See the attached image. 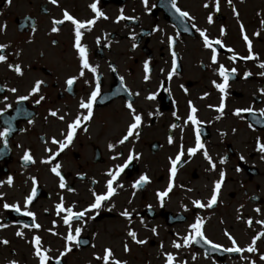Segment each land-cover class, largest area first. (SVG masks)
<instances>
[{
    "label": "flooded vegetation",
    "instance_id": "flooded-vegetation-1",
    "mask_svg": "<svg viewBox=\"0 0 264 264\" xmlns=\"http://www.w3.org/2000/svg\"><path fill=\"white\" fill-rule=\"evenodd\" d=\"M92 3H97L108 18L97 19ZM177 6L192 19L180 17L171 0H148L147 7L143 0H57L55 5L51 0H11V4L0 0V45H7L0 52L7 56V62L0 63V132L11 129L7 145L0 137V225H5L0 227V241L9 242L0 243V264H39L31 243L35 236L41 238L42 250H49V264H55L56 259H61V264H101L95 257L103 256L106 248L112 250V259L122 264H167V254L176 257L174 264H264L260 259L264 237L257 241L254 253L224 251L232 247L225 233L246 249L264 231V224L257 223L264 221V153L257 150L258 139L264 141V116L259 115L264 109V68L259 67L264 64V0H232L231 5L220 0L219 12L214 10V0H177ZM65 10L81 22L96 19L90 30L82 29L81 41L96 73L84 70L85 75L79 77L81 62L71 22L65 21L57 26L58 32H52V22L63 19ZM121 14L130 19L119 20ZM209 15L213 17L211 24ZM193 24L225 45H214L217 64L211 62V50L204 47ZM222 29L226 35L221 34ZM244 34L252 41L256 59H241L249 56ZM170 38H175L174 46ZM173 51L177 69L168 79ZM234 54L236 59L232 60ZM145 63L150 69L147 73ZM221 64L237 69L229 80L223 114L216 111L223 94L213 83L222 82ZM9 65L21 67L23 76ZM246 73L251 75L245 79ZM97 75L101 91L93 118L82 121L83 127L60 156L51 164L43 163L58 150L53 138L64 140L68 125L86 114L79 104L94 90ZM73 77L78 79L68 88L66 82ZM37 81H44L38 95L45 99L40 104L35 102L37 96L30 95ZM13 88L17 91L12 92ZM150 95L156 98L147 99ZM21 96L30 98L19 101ZM129 102L142 116L140 135L134 134L121 145L119 141L132 122ZM192 107L197 109L201 143L216 163L215 170L203 156V149L195 156L188 154L196 146L197 126L188 120ZM250 107L255 115L234 114ZM52 111L58 115L51 116ZM109 145H114V150ZM181 148L184 156L173 178L171 160ZM26 153L35 163L24 161ZM129 155L138 159L114 183L116 194L103 202L99 215L93 211L81 221L73 219V234L75 228L82 229L80 242H73L72 252L61 258L69 227L63 219L66 213L57 215L56 206L62 202L74 212L88 208L94 194L106 193L107 173L123 165ZM224 158L226 162L221 164ZM57 163L65 178L63 189L59 177L50 170ZM221 172L226 178L217 204L195 207L193 201L206 203L211 198ZM145 174L150 183L134 188ZM170 185L172 191L161 202L157 194ZM33 187L36 197L29 205L26 200ZM5 203L19 205L21 211L5 209ZM125 210L132 215L130 221L121 215ZM27 211L34 213V218L24 215ZM197 219L203 221L207 240L221 245L220 249L213 250L203 240L196 243L195 238L190 246L173 247L192 232L191 225ZM34 224L41 227L36 229ZM129 231L147 243L136 244ZM17 232H23V237ZM125 244L130 251H125Z\"/></svg>",
    "mask_w": 264,
    "mask_h": 264
},
{
    "label": "snow or ice",
    "instance_id": "snow-or-ice-1",
    "mask_svg": "<svg viewBox=\"0 0 264 264\" xmlns=\"http://www.w3.org/2000/svg\"><path fill=\"white\" fill-rule=\"evenodd\" d=\"M227 2L229 5L232 4V0H227ZM8 3L11 4V0H8ZM51 3L55 5V4H57V0H51ZM143 3L145 5V7L148 6V0H143ZM171 7L179 14L180 17L188 18L189 20L192 19V17L190 16V14L187 11H182L177 6V0H171ZM204 7L208 8L209 4H205ZM90 8L95 13V16L97 19L100 17H103L104 19L108 18L107 16L104 15V13L102 11L99 10L97 3H92L90 5ZM214 10H215V12L220 11V0H214ZM233 11L235 12L236 16L238 17L239 13L236 12V10L234 8H233ZM125 19H130V18L125 17L123 14H121V16L119 17V20H125ZM207 19H208V23H210V24L213 23L212 15H209ZM119 20L117 22H119ZM65 21L71 22V24L74 25V48L77 51V53L79 55L80 62H81V71L79 73V77H83L85 75L84 70H89L92 73H96L97 68L92 67L89 63L88 49L81 42L82 41V35H83L82 29H89L90 30V26L94 25L96 23V19L88 20L86 22H81V21L77 20L76 18H74L71 14H69L67 10H65L63 12V19H57V20H54L52 22L53 23L52 32H54V33L58 32L59 28L57 26L64 24ZM4 27L6 28V26H4ZM192 27L196 28V25L193 24ZM155 30L159 31L158 28ZM196 31L203 38L202 42H203L204 47L211 50V62L213 64H217L218 63V60H217L218 53H217V48L214 47V45H219L221 48L225 47V45L223 44V42L220 39H215V40L210 39L209 36L207 35L206 31H202L199 28H196ZM241 31L244 32L243 24H241ZM221 34L226 35V31L224 29H222ZM256 35L259 36V32H257ZM132 39L135 40V36H133ZM243 39L247 43L249 56L248 57H242L241 59H256L257 57L252 54V41L249 39L247 34L243 35ZM170 43L174 46L176 43L175 38H170ZM6 47H7V45H0V52H3V50ZM134 47H135V45H134ZM228 51L234 53L233 49L229 48ZM172 56H173V66H172L171 73H170L168 79H171L172 76L176 74V69H177V63H176V59H175L176 58V52L175 51L172 52ZM231 59L232 60L236 59L235 54L231 57ZM5 62H7V56L0 54V63H5ZM9 67H11L17 74L23 76V71H22L21 67L13 66V65H9ZM259 67L264 68V64H260ZM144 70L146 73L150 71L148 63H145ZM236 72H237L236 68H232L231 70H229V69L225 68L224 65H222V64L219 65V76L222 77V82L216 83L214 81L213 83H214V86L219 90V92L223 94L222 101H221L219 107L216 109V111L219 112L220 114H223L225 111L224 99H226L227 94H228L227 90L229 87L230 77L233 74H235ZM250 75H251V73H246L245 79L248 78V76H250ZM262 75H264V73H262ZM76 79H78V77L69 78L67 80L66 83H67L68 88L72 87V85L76 82ZM121 79H123V78H121ZM148 79H149V76L146 75L145 80H148ZM95 80H96V82H95L94 90L90 93V96L88 97L87 100H81V102L79 104L80 109L85 110L86 114L79 115L71 124L68 125L69 131L65 134L64 140L58 141L55 138H53L52 143L58 145V150L56 152H54L48 160L43 161V163L51 164L52 161L56 159V157L60 156V154L72 144L77 130L83 127L82 121L87 122L93 118L94 104L96 103L97 98L100 96V91H101V89H100V78L98 75L96 76ZM43 83H44V81H37L35 83L34 87L32 88L31 93H30L31 96H37L38 97L35 101L37 104H40L45 99L44 96L38 95L41 91V85ZM11 91L16 92L17 89L13 88V89H11ZM185 91H187V90L185 89ZM261 94L264 95V89H261ZM136 95H139V93H136ZM29 98H30V96H21V97H19V101H26ZM155 98H156L155 95H150L147 97V99H149V100H153ZM7 107H11V105H8ZM127 108L130 110V114L132 116V122L130 123L126 134L119 141V143L121 145H123L126 141H128L129 138L132 137L134 134L138 137L140 135L138 129L141 127V124H142V116L140 114H137L136 109L133 107V104L131 102H129L127 104ZM196 112H197V109L195 107H192L191 108V114L188 117V120L193 125L197 126L196 127V146L189 149L188 154L191 156H195L198 151L203 149L204 150L202 153L203 156L208 161L211 169L215 170L216 169V163L213 162L212 157L209 155V153L205 149V145L203 143H201V134H200V128H199V125L201 122L197 119ZM242 113H249V114H253V115L256 114L255 109L251 108V107L246 108V109H237L234 114L239 117V116H241ZM2 114L3 113L0 112V115H2ZM50 115L53 117H56L58 115V113L56 111H52V112H50ZM259 115L264 116V109L260 110ZM59 119L63 120L64 117L59 116ZM217 119H220V116H217ZM173 127H175V125H173ZM249 127H251V125H249ZM10 131H11V129L9 128V129H5L3 132H0V137L4 138L5 145H7V137L9 136ZM84 131H87V129L84 128ZM169 143H172L171 138H169ZM257 144H258L257 150L260 153H264V141H260L258 139ZM109 147L114 150V145H109ZM48 151L51 152V149H48ZM183 156H184V151L181 148V151L176 156V158L171 160V176L173 178L177 174V165L181 162V158ZM112 158L117 159L116 156H113ZM23 159L25 162L35 163V161L33 160V157L31 156L30 153H26L24 155ZM134 159H138V157H135L134 155H129L127 161L123 165H117V167L115 169L110 170L107 173V176L109 177V179L107 180V185H106L107 191H106V193L105 194H94V202L88 208L84 209L81 212H74L70 208L66 209L62 202L56 206L57 215H60L61 213H66V215L63 217V219H64V223L66 225H68V227H69V232L65 236V241H66L65 251L60 254L61 258L65 255H67L68 253L72 252L73 242H75L76 244H79V242H80L78 240V237L80 236L82 229L81 228H75L74 229L75 234H73V230H72L73 219H75L77 221H81L84 219V217L86 216V214L88 212H93V211H95L96 215L98 216L99 215V209H101L103 202L109 200L112 196H114L116 194V188L113 187L114 183L118 180V178L125 171V169H127L129 167V165L133 162ZM226 159L227 158L222 159L220 161V163L221 164L225 163ZM240 159L244 160V157L241 156ZM60 168H61V165L57 163V164H55V166L51 167L50 170L57 177H59V180H60L59 187L61 189H63L66 187V184H65V178L61 174ZM236 170L240 171L241 169L237 168ZM225 178H226V173L221 172L219 180H217L214 184L213 194H212L211 198L206 203L198 201V200L193 201V204L195 205V207H197V208H212L213 206H215L217 204L222 185L225 182ZM33 183L35 184V179H33ZM148 183H150V179L145 174V175H142L139 178V180H137L133 184V187L136 189H139L141 186L148 184ZM8 184L9 185L12 184L11 179L8 180ZM118 187L123 188V184H119ZM171 191H172V186L170 185L166 191L159 192L157 195H158L160 201L163 202L164 198L167 197ZM35 197H36V188L33 187L31 194L27 197L26 203L30 205ZM61 200H63L62 197H61ZM3 207L5 209L14 208V210L18 213L21 211L19 205L13 206V205H9V204L5 203L3 205ZM108 210L111 211V209H108ZM255 211L260 212V209H256ZM24 215L31 216L34 218V213H32L30 211L25 212ZM121 215L126 217L129 221L132 219L131 213H129L127 210L122 212ZM95 218H96V216L92 217V219H95ZM247 223L249 226H251L253 221L251 219H249L247 221ZM257 223L264 224V221H257ZM4 226L5 225H0V227H4ZM203 226H204L203 221L201 219H197L196 222L191 225L192 232L183 238L182 243H174L173 247L176 249H180L182 247L190 246L194 242V238H195L196 243H199L201 240H203L206 244L211 245V248L213 250L220 249L221 245L215 244L212 241L207 240V238L205 237L204 232L202 230ZM25 227H28V225H25ZM33 227H35L36 229H39L41 227V225L40 224H34ZM153 231H155V230L153 229ZM16 234H17V236H20V237H23V235H24L23 232H17ZM225 234L228 235V239L231 241L232 247L226 248V249H224V251L236 252V253H242L244 251H247L249 253L256 252L257 251V248H256L257 241L260 240L262 237H264V231L259 232L252 239L249 246L246 249H242L237 245L236 240L233 237H231L230 234H227V233H225ZM128 236L131 237L135 241L136 244L143 245V244L147 243L146 240L139 239L137 236V233L135 231H129ZM0 243H3L6 245L9 242L7 240H4V241H0ZM31 243L34 245V254L39 259V264H49V261L52 258L48 255L49 250H42L41 238L39 236H35L33 238V241H31ZM125 251H130L127 244H125ZM113 256H114V254H113L112 250L110 248H106L104 250L103 256L98 255L95 257V259L98 261H101V264H122V262L120 260L112 259ZM194 259H195V257H194ZM260 259L264 260V256H261ZM175 260H176L175 256H173L172 254H167V264H174ZM11 264H18V262L17 261H11ZM55 264H61V259H56ZM123 264H126V262H123ZM251 264H255V261H251Z\"/></svg>",
    "mask_w": 264,
    "mask_h": 264
}]
</instances>
